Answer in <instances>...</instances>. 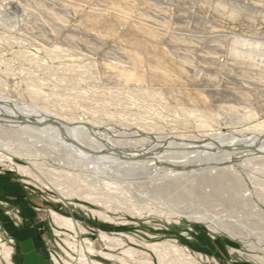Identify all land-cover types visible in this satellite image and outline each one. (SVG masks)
Instances as JSON below:
<instances>
[{"label":"rangeland","instance_id":"obj_1","mask_svg":"<svg viewBox=\"0 0 264 264\" xmlns=\"http://www.w3.org/2000/svg\"><path fill=\"white\" fill-rule=\"evenodd\" d=\"M36 1L0 0V90L18 104L33 99L50 114L89 122L127 149L153 138L254 137L248 130L264 122V0ZM6 141V156L30 171L0 165V249L20 254L13 264H26L25 245L47 264H78L80 255L141 264L124 255L130 248L155 264L146 244L166 240L193 264H264V151L231 163L183 152L184 173L171 179L165 165L86 167L36 136ZM50 212L73 218L82 233L56 225ZM20 230H33L34 245L15 238Z\"/></svg>","mask_w":264,"mask_h":264},{"label":"bare ground","instance_id":"obj_2","mask_svg":"<svg viewBox=\"0 0 264 264\" xmlns=\"http://www.w3.org/2000/svg\"><path fill=\"white\" fill-rule=\"evenodd\" d=\"M46 3L47 2H45V3L43 2V4H46ZM37 5H39V4H37ZM47 6H49V3H47ZM42 7H44V6L42 5ZM42 7L40 6V8H42ZM44 8H46V5ZM112 14L117 18H122L119 15V12L117 10H114ZM100 19L101 18L98 17L97 21L100 22ZM129 23H131V22H129ZM145 30L149 31L150 29L145 28ZM146 35H147V33H146ZM172 39H174V37ZM68 43H69V41H68ZM170 43H172V41ZM185 44H183V45H185ZM126 45L132 46L134 44H133L132 40L128 39V40H126ZM180 45H182V44H180ZM151 46H153V45H151ZM169 48H171V47H169ZM174 48L173 49L171 48L173 50L172 52L176 53ZM179 48L180 47L178 46V48H177L178 53L180 51ZM171 49H169V50L171 51ZM157 51L162 56H165L176 67H178L180 69V71L182 69V72L185 74V71H184L183 67L181 66L182 64L178 65L177 62L175 63L171 59L169 51H165V49L163 50L161 48V46H159ZM188 51L190 52V50H188ZM172 52H170V53L172 54ZM180 53H183L182 50ZM179 55L184 56L185 52H184V55L183 54H179ZM179 55H177V56H179ZM229 55L234 57L237 54L234 50H231L229 52ZM186 57H184V59ZM188 57L190 59V55ZM202 97H203V95L201 96V99H203ZM34 101L35 100H33V99L30 100L31 104H28V105H24L25 104L24 102H22V104H18L17 102L12 100L8 96L2 94V92L0 90V136H1L0 140L6 139L7 141L11 140V141L17 142V141H20V139L22 138L23 135L24 136L29 135V136H34V137L36 136L41 140L43 139V140L51 142V143L54 142V146L56 145L62 151H65L66 154H68L71 158L75 159L76 161L77 160L83 161V164H85L86 167L89 166L90 164L96 165L97 163H101V164L105 165L104 163L110 164L112 162V163H116L118 165H124V166H128L131 168H134L135 166L139 167V168L145 167L148 169H152V171H154V170H156V167L161 166V165L162 166L165 165V166H163V168L161 167L160 170L165 172L166 174L170 175L169 177L171 179H175V177H179V175H182V173H184L183 172V170H184L183 165L185 163L182 161V159L186 158L187 156L183 157V155H185L183 152H187L186 155L187 154L188 155L193 154L194 159H198V160L202 159V158H200L201 156L204 158V157H207L208 155H211L214 152L216 155L221 154L222 156H224V159L221 162L227 161V162L231 163V161H230L231 159H234V158L237 159V157L238 158L241 157L244 153L254 155L253 151H254V153H256V151H259V152L264 151V122H261L260 124H258L259 123V121H258V123H257L258 126L257 127L255 126L257 129L256 128L254 129V127H253L251 130H248L252 134H254V137L251 136L252 138L246 134L247 133L246 131H244L246 133H242V132L239 133L240 132L239 131L238 132L239 134H238L237 131L234 130V132L236 131L235 135L229 134L227 136H224V135L211 136V137L208 136L209 138H206V140H200V139L196 140L193 138L192 139H189V138L188 139H185V138L178 139V137L177 138L173 137L170 140L169 139H159V138L154 139L153 138L154 140L152 139V140H146L145 141L147 145H142L143 143L140 142V143H137V145L141 144L142 146H140V147L134 146L133 148L130 146L132 149H127V148L120 147V143L117 140H115L113 137L111 138V137H107L105 135H102L101 133H99L100 130L96 131L95 125H94L95 127H93L92 125H90L89 122H88L89 123L88 124L85 122H79V121L76 122L75 120L69 121V120H66L62 117H59L57 114L56 115L50 114V112L48 113L49 110L47 109V106H46V108H44V106L42 108H37L36 106L33 105ZM97 127H98V125H97ZM218 134L219 133H217V135ZM113 136H115V135H113ZM1 142H0V165H5L8 168L17 171V173H21L22 175L23 174L24 175L25 174L30 175V171H28L26 166L23 167L19 164H16L11 160V158L6 156V155H8V154H6V151H8L7 149H9V148H7V146L2 144ZM128 143H126V144H128ZM5 149H6V151H5ZM13 149H16V148L13 147ZM182 153H183L182 157H178V156H181L180 154H182ZM205 153H208V154L205 155ZM214 153H213V155H214ZM175 155H177V157ZM191 155H189V156L191 157ZM247 156H249V155H247ZM208 157H210V156H208ZM216 157H218V156H216ZM167 158L172 159V161H169V162L167 161L165 164L164 159H167ZM212 158L210 157V159H212ZM179 159H181V161H178ZM191 159H193V158H191ZM218 159H220V158H218ZM184 161L186 162L185 159H184ZM195 161L196 160H194V162ZM197 163H199V162H197ZM232 167L238 168V165L232 164ZM104 168H106V167H104ZM175 168L177 170L180 169L179 171H181V172L176 171ZM219 173L222 176L229 174V172L227 170L220 171ZM222 176L220 177L218 174L217 177L223 178ZM224 179H225V177H224ZM218 180H216V181H218ZM175 181H173V180L169 181L164 186H167L169 189H170V187L171 188L175 187L176 186ZM187 181H188V179H187ZM209 182H211V181H209ZM57 184L60 185L58 181H57ZM47 186H49V185H47ZM162 187H163V184H162ZM234 190H235V188L233 189V191ZM229 191H232L231 187L228 188L227 192H229ZM173 199H174V197H173ZM190 213H192V212H190ZM194 214H196V213H194ZM190 215L188 217H191ZM50 216L56 225H58L60 227H66V228L71 229L73 231L78 230L80 233H82L81 232L82 230H81L80 226L78 225L79 222L76 223L73 218L61 216L55 212H50ZM193 217H194V215H193ZM101 236L104 238L107 237L106 234H102V233H101ZM86 247L88 248V253H89L90 252L89 246L86 245L84 248L87 249ZM146 247L149 250H151L152 254H154L155 261H156L155 264H193V262H191L189 259H187V256H188L187 254H189V253H187V251L184 248L175 244L174 241L166 240V241H162V242L146 244ZM0 250H1L0 256H1L2 261L5 264H13L11 258H12V255H14V249L11 247H9V248L6 247V248H2ZM123 252H124V255L126 257H129L134 262L141 263V264H143V263L144 264H154L152 262V260H150L149 258H146V257H145L143 262L139 259L138 260L135 259L134 252L131 250V248L123 250ZM81 254H82V252H81ZM107 256L109 258H114V257L109 256V254ZM115 259H117L119 261V263L123 262V263L127 264L126 261H124L122 258H115ZM53 261L55 264H60L57 261V259L53 258ZM0 264H2L1 260H0ZM78 264H103V263L96 261L94 259H91V258H86L83 255H80V259H78Z\"/></svg>","mask_w":264,"mask_h":264},{"label":"crops","instance_id":"obj_3","mask_svg":"<svg viewBox=\"0 0 264 264\" xmlns=\"http://www.w3.org/2000/svg\"><path fill=\"white\" fill-rule=\"evenodd\" d=\"M32 231L33 230H29V231H27V230L15 231L13 235L16 236L15 238H18V239L21 238L22 240L27 238L26 241H28L30 244L34 245V241H33L34 235H33ZM21 247L19 248L21 253L23 255L26 253V256H25L26 257V264H47V262L45 260H43L42 257H38V256H36L33 253L31 254L30 246L25 245V246H21ZM19 255L20 254H18V252H17V254L15 253L14 254V258H17L18 260H20L19 259V257H20ZM18 264H19V261H18Z\"/></svg>","mask_w":264,"mask_h":264}]
</instances>
